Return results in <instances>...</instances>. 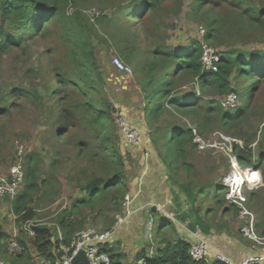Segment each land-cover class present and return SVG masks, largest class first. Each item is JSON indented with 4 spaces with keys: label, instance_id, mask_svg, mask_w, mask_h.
Returning <instances> with one entry per match:
<instances>
[{
    "label": "trees",
    "instance_id": "obj_1",
    "mask_svg": "<svg viewBox=\"0 0 264 264\" xmlns=\"http://www.w3.org/2000/svg\"><path fill=\"white\" fill-rule=\"evenodd\" d=\"M75 3L76 0H0V59L10 50L21 49L34 40L56 39L65 47L63 59L66 58L69 64L64 69L55 59L58 49L50 48L46 56L55 62L51 64L53 78L50 84L42 87L36 83L30 88L17 86L5 95L1 94V102H11L1 113L19 106V99L43 104L45 110L54 113L52 140L74 145L79 157L85 154L94 158L98 156V165L105 174V177H93L88 181L82 197L73 199L70 207L56 219L62 240L55 228L43 223L31 227L29 231L34 233L31 237L21 224L25 225L37 216L30 206L42 192L45 182H41L38 175L37 155H29L24 185L11 203V211L18 216L19 237L16 241L25 247V251L20 256H8L11 264H34L27 243L36 256L53 264L61 256L60 247H71L75 235L89 225V215H94L96 221L112 212L107 219L106 229L109 230L115 224V215L122 213V201L129 193L126 165L119 146L117 111L108 93L104 70L97 59L94 38H100L114 49L124 63L135 67L144 64L140 68L143 79L138 85L146 102L144 112L150 123L151 139L161 157L168 152L186 169L191 168L185 161L194 145L192 130L178 122L159 127L157 121L161 116L168 110L191 114L201 118L203 127H209L210 119L217 118L230 131L245 119L259 88L264 85V50L246 52L231 48L219 55L216 73H204L200 64L201 43L191 41L188 47L180 50L171 48L165 41L155 43L163 36L162 25L157 21L159 13L181 14L185 0H129L120 4L112 14L105 13L97 18L95 23H91L82 11L67 15L68 6ZM189 9L207 27L204 42L216 46L224 45L227 39L251 41L264 34V7H259L256 0H192ZM138 26L145 33V45L155 44L149 51L140 49L135 34ZM223 32L227 34L226 39L222 37ZM146 55L148 58L141 60ZM41 74L37 71L35 77L38 79ZM185 79L196 81L201 90L212 88L223 98L236 94L242 106L225 110L221 103L210 100L199 107L200 98L195 94L176 93V82ZM47 103H53L50 109H47ZM259 135L256 146L251 147L252 143H246L244 147L235 144L233 150L239 164L261 172L264 181V125ZM224 191L220 189L215 193L220 209L225 203V196L219 199ZM257 194H248V206L256 203L260 207L258 211L263 212L257 231L264 236V203L259 201ZM85 210L89 212L85 213ZM154 216L155 224L160 227L155 234L160 251L152 259L144 258L145 264H224L219 261L209 263L210 259L193 261L189 256L191 246L183 241L170 242L162 230L168 221L157 214ZM5 241L6 235L0 233V252L5 250ZM8 246L9 243L7 249ZM102 252L110 256L112 264H122L121 255L114 254L107 247Z\"/></svg>",
    "mask_w": 264,
    "mask_h": 264
},
{
    "label": "rangeland",
    "instance_id": "obj_2",
    "mask_svg": "<svg viewBox=\"0 0 264 264\" xmlns=\"http://www.w3.org/2000/svg\"><path fill=\"white\" fill-rule=\"evenodd\" d=\"M126 1L129 0H76L75 4L68 6L67 15L69 14L70 16L75 11H82L83 14H86L90 10L102 14H112L118 9L120 4ZM191 1L185 0L181 14L169 15L167 11L159 13L157 21L162 25L163 36L160 41L156 40L155 43L162 44L165 41L166 45L180 50L182 49L181 46L188 47L191 41H197V43H202L204 46L213 47L218 51L219 55L231 48H238L246 52L264 50V34L252 38L251 41L227 39L222 46H216L212 42H204L203 39L207 33V27L199 18L191 14L189 9ZM256 4L259 7H264V0H256ZM149 17L151 18L153 15ZM201 29L205 30L204 34L201 33ZM135 34L138 35L141 50L149 51L155 45L153 44L154 42L150 45H145V33L142 31V27L138 26ZM164 34L166 35L165 38ZM222 37L226 39L227 34L223 32ZM93 42L96 44V55L99 65L104 70L108 93L113 98L111 100L115 110L118 111L116 107H118L122 99L125 101L128 95L134 94L133 91L139 90L138 84L143 79V73L140 68L144 64L141 63L138 67H135L125 63L133 72L132 78L119 74L111 66L110 61L113 57L124 60L100 38L98 40L94 38ZM52 47L58 49L55 59L61 62L64 69H67L69 64L66 58L63 59L65 47L60 45L56 39L34 40L21 49L10 50L0 59V179H8L11 169L20 161L22 162L25 175V169L28 165L26 158L31 154L37 155L38 175L41 182L44 181L45 184L42 192L36 197L30 208L37 215L33 221H40V223L47 226L55 225L56 219L67 206H70L71 201L77 197H82L83 187L88 181L93 177H105L103 170L98 165V161H100L98 156L94 158L93 155L91 157L85 154L83 157H79L74 145L58 144V142L52 140L54 132L52 123L55 117H53L54 113L43 108V104L32 103L26 98L19 99L17 102L19 106L16 105L9 108L6 113H1L3 108L5 106L8 108L11 103L1 102L3 100L1 94L5 95L17 86L30 88L36 83H39L42 87L50 84L53 78L51 64L54 60H51L52 57H47L46 53ZM145 58H148V55L144 58L142 56L141 60ZM37 71L42 73L38 79L35 77V72ZM234 85H236L235 82ZM176 93L195 94L200 98L199 107H203L204 102L210 100H215L222 104L225 99L218 96L212 88L201 90L196 81L194 82V80L190 79L177 81ZM47 105V109H50L49 107L53 103H47ZM130 106L134 105L131 104ZM238 106H242L240 98ZM223 109L225 108L223 107ZM56 111L57 109L54 108V112ZM115 116L117 119L118 115ZM145 120L150 129V123L146 119V115ZM171 122L186 124L189 128L195 127L205 143L212 146L202 151L195 144L193 145V149L190 150L187 157L188 163L193 168L190 172L192 179L202 181L206 178H211L208 181L212 180L215 183H220L230 173V156L233 155V145L244 147L246 143H252L251 147H253L257 144L261 127L264 125V85L259 88L245 119L230 131L224 128L217 118L210 119L209 127H203L200 125L201 118L198 116L176 113L171 110L166 111L161 116L157 121V126L166 127ZM142 136L143 145L145 134L142 133ZM120 137L129 149H134V147L125 143L124 135L121 131H119V139ZM94 153L97 154V152ZM256 192L258 197H260L259 201L263 204L264 187ZM224 196L223 194L221 199ZM14 199L0 198V231L11 233L12 236L19 231L18 224L15 222L18 220L10 216L11 203ZM249 208L254 212L259 209V205L253 203L249 205ZM85 212L88 211L86 210ZM111 216L112 212H107L94 221L93 215L90 217L89 225L86 228L104 231L107 227V219ZM31 224L33 222L28 221L25 225L23 223L21 225H23L25 231H28ZM236 234L240 235L237 231ZM146 240L150 242L149 239Z\"/></svg>",
    "mask_w": 264,
    "mask_h": 264
},
{
    "label": "crops",
    "instance_id": "obj_3",
    "mask_svg": "<svg viewBox=\"0 0 264 264\" xmlns=\"http://www.w3.org/2000/svg\"><path fill=\"white\" fill-rule=\"evenodd\" d=\"M181 47L185 48V46ZM138 88L139 90L133 91L134 94L128 95L125 101L122 99L116 107L117 115L122 116L128 124L145 134L143 145L134 149H129L122 142V138L119 139L120 151L125 159L129 193L134 196L131 206L134 213L122 226L113 231L114 235L111 241L97 245L98 250L102 252L107 247L114 254L121 255L122 264H145L146 258L152 259L160 251L159 240L155 238V234L157 235L160 229L159 225L155 224L154 215L157 214L168 221L167 226L162 230L170 242L183 241L190 246L199 241L207 242L212 252L211 258L208 260L209 263L217 261V254L224 255L233 264H241L251 257L260 256L261 251L258 248H253L251 242L243 238L241 234H236V231L239 232L242 222L239 221L237 208L226 200V189L221 185V182L208 181L211 178L202 181L193 180L190 174L192 167L186 169L180 160L170 156L168 152L163 157L159 155L156 145L151 139L152 131L148 128L145 120V99L141 88L139 86ZM131 104L134 106H130ZM146 154L148 155L146 156ZM232 154L237 159L234 150ZM185 163H188L187 159ZM205 184L206 186H204ZM220 189H225L224 192H221V195H225V203L222 209L219 208L215 198V193ZM252 192H248L247 197ZM155 206L161 207L162 211L159 212ZM259 211H254L257 218L256 230L257 224L261 220L260 215H262ZM10 212V216L11 214L16 215L11 210ZM123 213L124 209H122L121 214L115 215V224L117 217L122 216ZM151 219H154L153 239L155 240L152 239L153 242L146 240V228ZM34 222L40 223V221ZM115 224L109 230L96 231L99 233L111 231ZM49 227L55 228L58 237L62 240L61 232L56 224ZM18 232L17 234L15 232L14 236L11 233H4L7 243L4 252H0L1 261L11 264L9 262L11 258L8 256H20L25 251V247L16 241L19 237ZM0 233L3 232L0 231ZM29 235L32 237L34 233ZM13 242L23 249L20 254L10 253V246ZM27 246L33 255L32 262L34 264H50L46 262L44 257L36 256L29 243ZM63 247H60L61 255Z\"/></svg>",
    "mask_w": 264,
    "mask_h": 264
},
{
    "label": "built area",
    "instance_id": "obj_4",
    "mask_svg": "<svg viewBox=\"0 0 264 264\" xmlns=\"http://www.w3.org/2000/svg\"><path fill=\"white\" fill-rule=\"evenodd\" d=\"M87 17L91 23H95L96 19L102 16V13L96 11H87ZM201 33L204 34L205 30L201 29ZM202 55L200 58V64L204 73H216L218 71L219 53L213 47L204 46L202 43ZM111 66L119 74L132 78V70L118 57H113L110 61ZM239 104V97L236 94L228 95L222 102V106L225 109H235ZM117 123L120 131L124 135L125 143H128L131 147L139 148L143 142V136L140 130L128 124V122L122 117H117ZM193 143L200 150H205L212 147L205 143L201 138L198 130L192 127ZM148 154H146L147 156ZM24 172L22 168V162H18L13 166L8 179H0V198H8L13 200L19 194L21 187L24 184ZM221 185L226 189V200L229 204L233 205L238 210V218L241 221L239 232L243 238L251 242L253 248H258L261 251V255L258 257H251L241 264H264V236L260 235L256 230L257 218L254 212H252L248 206L247 193L258 190L264 187L263 179L260 172L251 168L242 167L237 159L230 156V173L224 177L221 181ZM134 196L128 193L123 201L122 207L124 213L122 216L117 217L116 224L113 230L99 233L94 229H86L78 233L75 237L71 247H63L61 257L54 264H73V259L79 254L80 251L86 253V257L90 264H112L111 258L98 250L97 245L104 244L112 240L114 230L122 226L128 218L133 215L131 210ZM155 208L161 212L162 208L155 206ZM11 217L15 220L18 219L17 215L11 214ZM33 222L29 226L28 231L35 223ZM154 222L151 219L146 231V239H153ZM32 235L33 232L29 231ZM23 249L17 244L12 243L10 246L11 254H20ZM211 248L205 241H199L193 244L189 250L190 258L195 262L208 260L211 258ZM216 260L224 264H233V262L226 258L224 255L217 254ZM0 264H9L0 260Z\"/></svg>",
    "mask_w": 264,
    "mask_h": 264
},
{
    "label": "water",
    "instance_id": "obj_5",
    "mask_svg": "<svg viewBox=\"0 0 264 264\" xmlns=\"http://www.w3.org/2000/svg\"><path fill=\"white\" fill-rule=\"evenodd\" d=\"M72 263L73 264H90L86 257V253L84 251H80L79 254L73 259Z\"/></svg>",
    "mask_w": 264,
    "mask_h": 264
},
{
    "label": "bare ground",
    "instance_id": "obj_6",
    "mask_svg": "<svg viewBox=\"0 0 264 264\" xmlns=\"http://www.w3.org/2000/svg\"><path fill=\"white\" fill-rule=\"evenodd\" d=\"M222 187V186H221Z\"/></svg>",
    "mask_w": 264,
    "mask_h": 264
}]
</instances>
